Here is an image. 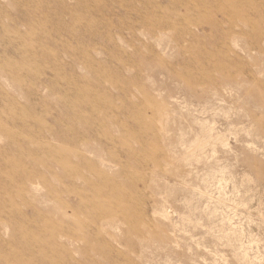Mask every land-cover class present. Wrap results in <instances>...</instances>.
Listing matches in <instances>:
<instances>
[{
    "label": "rangeland",
    "instance_id": "obj_1",
    "mask_svg": "<svg viewBox=\"0 0 264 264\" xmlns=\"http://www.w3.org/2000/svg\"><path fill=\"white\" fill-rule=\"evenodd\" d=\"M0 264H264V0H0Z\"/></svg>",
    "mask_w": 264,
    "mask_h": 264
}]
</instances>
